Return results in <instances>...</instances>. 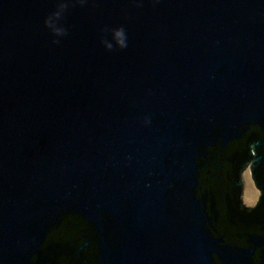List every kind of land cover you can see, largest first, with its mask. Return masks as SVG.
I'll use <instances>...</instances> for the list:
<instances>
[{
    "label": "water",
    "instance_id": "1",
    "mask_svg": "<svg viewBox=\"0 0 264 264\" xmlns=\"http://www.w3.org/2000/svg\"><path fill=\"white\" fill-rule=\"evenodd\" d=\"M0 264H264V0H0Z\"/></svg>",
    "mask_w": 264,
    "mask_h": 264
},
{
    "label": "rangeland",
    "instance_id": "2",
    "mask_svg": "<svg viewBox=\"0 0 264 264\" xmlns=\"http://www.w3.org/2000/svg\"><path fill=\"white\" fill-rule=\"evenodd\" d=\"M242 179H244L243 182L244 189L241 197L243 205L246 207L254 206L257 201L259 193L257 189L254 187L252 180L249 177L248 171L242 175Z\"/></svg>",
    "mask_w": 264,
    "mask_h": 264
},
{
    "label": "flooded vegetation",
    "instance_id": "3",
    "mask_svg": "<svg viewBox=\"0 0 264 264\" xmlns=\"http://www.w3.org/2000/svg\"><path fill=\"white\" fill-rule=\"evenodd\" d=\"M249 166H250V161H246V160H241V163L239 164V166H238V169H237V178H238V182H240V184H241V191H240V206L242 207V209H245V210H247L248 212H253V210H255V208L257 207V205H258V203H259V200H260V198H261V195H262V193H261V191L260 190H258L257 188H256V186H255V184H254V181H253V179L251 178V173H250V168H249ZM249 172V177H250V179L252 180V183H253V185H254V187L257 189V191H258V199H257V201H256V203H255V205L254 206H251V207H246V206H244L243 205V202H242V194H243V189H244V186H243V182H244V179H242V175L245 173V172ZM246 214V213H245ZM247 215V214H246ZM253 215H251V216H249V217H252Z\"/></svg>",
    "mask_w": 264,
    "mask_h": 264
}]
</instances>
